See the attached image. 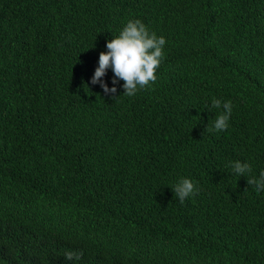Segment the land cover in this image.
<instances>
[{
    "label": "trees",
    "instance_id": "1",
    "mask_svg": "<svg viewBox=\"0 0 264 264\" xmlns=\"http://www.w3.org/2000/svg\"><path fill=\"white\" fill-rule=\"evenodd\" d=\"M136 19L166 40L157 80L105 93ZM236 160L264 171V0H0V264H264Z\"/></svg>",
    "mask_w": 264,
    "mask_h": 264
},
{
    "label": "clouds",
    "instance_id": "2",
    "mask_svg": "<svg viewBox=\"0 0 264 264\" xmlns=\"http://www.w3.org/2000/svg\"><path fill=\"white\" fill-rule=\"evenodd\" d=\"M165 44V38L150 32L142 21L130 20L118 36L108 41L106 45L108 50L100 53L99 66L92 77V83H99L105 93L115 94L116 84L119 80H123L125 89L123 94L129 97L135 96L139 90L150 86L157 80L156 73L164 56L163 46ZM109 68L114 72L111 88L101 79ZM212 107L216 109L223 107V112L217 116L213 126L208 130H226L233 111L232 102L226 101L222 104L220 99L213 98ZM231 167L237 175L247 176L248 184L254 186L257 193L264 190V171L259 177L249 178L253 171L250 163L236 160L232 162ZM172 189L181 203L190 195L198 192L193 181L187 178H182ZM65 256L70 261H78L82 259L83 252L69 251Z\"/></svg>",
    "mask_w": 264,
    "mask_h": 264
}]
</instances>
